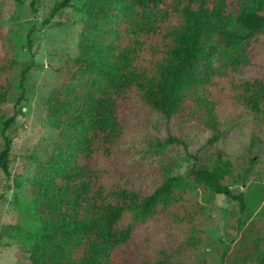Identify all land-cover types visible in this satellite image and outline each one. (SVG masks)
Masks as SVG:
<instances>
[{
	"label": "trees",
	"instance_id": "1",
	"mask_svg": "<svg viewBox=\"0 0 264 264\" xmlns=\"http://www.w3.org/2000/svg\"><path fill=\"white\" fill-rule=\"evenodd\" d=\"M72 1L56 5L45 25ZM80 1L77 54L47 100L57 139L47 158L35 159L22 184L38 222L24 248L29 264H177L166 258L140 260L134 246L137 228L150 220L170 216L172 222H191L199 215L200 206L178 194L180 178L144 191L108 186L95 177L109 171L121 135L117 124L155 113L167 123L194 122L210 135L206 147L216 150L215 158L191 174L214 195L244 208V194L223 183L230 163L217 147L227 125L220 101L227 85L230 101L264 115V78L256 68L222 75L217 61L247 37L263 33L264 13L247 6L236 10L229 0ZM159 6L165 8L160 27L148 15ZM16 63L0 57V84ZM30 69L23 70L21 85ZM14 120L4 123L0 148L7 179L12 143L6 131Z\"/></svg>",
	"mask_w": 264,
	"mask_h": 264
},
{
	"label": "rangeland",
	"instance_id": "2",
	"mask_svg": "<svg viewBox=\"0 0 264 264\" xmlns=\"http://www.w3.org/2000/svg\"><path fill=\"white\" fill-rule=\"evenodd\" d=\"M0 0V57L17 63L0 84V148L4 123L15 116L6 135L11 140V178L0 169V264H29L24 248L38 229L29 209L27 186L35 159H45L57 132L48 121L47 100L63 81L66 65L77 54L82 30L81 1L73 0L45 25L63 0ZM237 10L264 13V0H229ZM263 3V5H260ZM165 8L148 11L161 26ZM246 35L247 31L235 26ZM33 31L32 52L29 33ZM217 72L256 68L264 78V31L247 37L217 61ZM31 66L26 80L20 79ZM220 104L227 125L217 143L230 163L223 183L243 193L245 207L224 195H214L197 183L191 172L209 164L216 150L206 147L210 135L194 122L167 123L158 114L117 124L120 140L111 153L107 174L96 176L105 185L153 191L167 179L180 178L178 194L200 206L191 222L157 217L137 228L134 248L140 260L166 258L177 264H264V115L252 114L230 101L227 85ZM191 155H195L193 158ZM25 184V183H24ZM22 186V187H20ZM172 219V220H171Z\"/></svg>",
	"mask_w": 264,
	"mask_h": 264
}]
</instances>
